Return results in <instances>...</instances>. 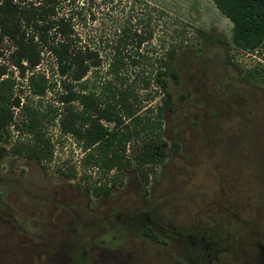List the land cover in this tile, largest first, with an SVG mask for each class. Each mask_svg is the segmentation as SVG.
Listing matches in <instances>:
<instances>
[{
	"label": "rangeland",
	"instance_id": "obj_1",
	"mask_svg": "<svg viewBox=\"0 0 264 264\" xmlns=\"http://www.w3.org/2000/svg\"><path fill=\"white\" fill-rule=\"evenodd\" d=\"M60 2L69 13L83 5L76 28L79 42L102 55L125 26L146 33V42L131 52H144L151 61L176 47L169 59L176 79L165 77L171 107L166 105L161 116L163 155L147 165L146 184L130 168L120 186L93 197L63 171L66 158L76 162L80 156L70 137L54 142L53 160L44 170L0 143V264H75L72 259L92 264L80 251L88 246L87 239H63L68 233L56 234L44 224L56 219L61 230L67 228L75 221L74 210L89 225L109 209L113 216L129 211L134 218L148 207L155 222L145 228L151 241H144L137 252L136 221L112 222L108 232L106 227L108 243L103 251L95 250L96 264H143L141 259L149 257L151 264H186L185 253L192 249H185L171 231L182 233L191 246L213 240L215 248L224 249L209 264H243L246 251L264 248V42L253 50L234 47L232 24L212 0ZM10 33L8 22L0 25V78H10L14 94L23 98L25 82ZM35 69L57 79L46 54ZM138 94L145 99L144 91ZM42 99L53 101L52 92ZM151 100L142 106L165 103L161 93ZM47 133L54 141L57 125L48 126ZM3 206L12 218L2 212ZM63 207L67 210L52 217L54 208ZM100 232L96 225L90 227V234ZM208 246L209 251L213 245Z\"/></svg>",
	"mask_w": 264,
	"mask_h": 264
},
{
	"label": "trees",
	"instance_id": "obj_2",
	"mask_svg": "<svg viewBox=\"0 0 264 264\" xmlns=\"http://www.w3.org/2000/svg\"><path fill=\"white\" fill-rule=\"evenodd\" d=\"M212 2L232 24L234 47L253 50L264 42V0ZM60 3L0 0V25L8 22L11 27L16 66L26 89L21 98L14 94L10 78H0V143L9 153L33 159L45 169L53 160L54 142L70 137L80 156L76 162L66 158L63 171L93 197L120 186L130 168L146 184L147 165L163 155L161 116L166 105L171 107L165 77L176 79L169 62L176 47L151 61L144 52H131L146 42V33L125 26L102 55L79 42L76 28L83 5L69 13ZM43 54L52 59L57 79L35 69ZM48 92L53 101L42 99ZM157 93L166 104L142 106ZM54 125L59 136L52 141L47 127Z\"/></svg>",
	"mask_w": 264,
	"mask_h": 264
},
{
	"label": "flooded vegetation",
	"instance_id": "obj_3",
	"mask_svg": "<svg viewBox=\"0 0 264 264\" xmlns=\"http://www.w3.org/2000/svg\"><path fill=\"white\" fill-rule=\"evenodd\" d=\"M37 164L41 169H43L39 163H37ZM17 182H18L17 179L13 178V183L17 184ZM26 192H29V191H26ZM63 205H66V204L63 203ZM2 208L5 209V211L3 210L2 212L5 213L9 219L13 217V215L11 214L12 212H10L8 210V208H6L5 206H3ZM61 210H67V209H65L63 207V208H57L55 210V208H54L52 212H51V209H49L46 213L51 212L52 217H53L54 215L58 216L60 214ZM112 210L113 209L107 210L108 212L107 211H106L107 213L105 212V214L103 215V218H100L101 216H96L95 219L93 220V223H89V225L81 223V221H82L81 216H80V214H77L78 210L77 211L74 210V213H76V216L74 218L75 221L70 226L68 224L67 228H64L61 230L60 229L61 225L57 222L56 219L55 220L52 219L54 223L50 219V221H48L47 224H44V225H47L48 227H52L54 229V231H56V234H61V232H62V234H63V232L68 233V235L66 234V236L63 235V237H64L63 239H66L68 237H70V238L75 237L77 239H81V238L87 239L89 241L88 246L85 247L84 249H81L80 251L83 254V256H86L87 260H92V264H96L97 259L99 258V256L95 253V250H102L103 246L106 243H108V234L106 233V227H107V232H108V228L109 227L111 228L113 226L112 222H118L119 223L122 221V219H125V220L134 219L136 221L135 224L137 226L136 227V230H137V233H136L137 249H136V251L137 252L141 250V247H142V244L144 243V241H146V240L151 241V235L145 233V231H146L145 228L150 230L152 228L151 224L155 223V222L151 221V207H148L145 210H142L139 217L137 215H134V218H132V217L130 218L129 211L127 212L128 214L120 213L118 215L113 216V213L111 212ZM39 215H43L41 213V210H39ZM137 218H138V220H137ZM39 220H42V218ZM94 225H96V227H98L99 230H101V232L99 234H93V235L90 234V227H93ZM81 228L85 229L83 233L78 232V229H81ZM171 232H173V234H172L173 236L175 235L177 237V240L181 241L184 244L183 246L185 249H188V248L192 249L191 253H188L187 251L185 253L184 260H185L186 264H209L211 262V260H214L216 258L218 253H220L224 250V249L215 248L216 245L213 244L214 243L213 240H210V242H206V245H204V243L202 242L203 244H201L200 247L199 246L196 247V245L191 246L192 243L190 241H187L188 239L182 233H179L176 231H171ZM60 236L55 237V238L58 241H61ZM201 240H203V239H201ZM118 243L120 244L121 242H118ZM208 243H211L213 245L212 247H214V248H212V247L210 248L211 251L210 250L208 251V249H209ZM256 246H258V249L257 250L253 249L254 251L252 252V254H254V256L251 254V249H250V253H248V251H246L245 254H249V255L247 256L248 258L245 256V258H244L245 261L243 262V264H264V248L262 246H259V245H256ZM194 247H196V248H194ZM246 247H247V245H246ZM248 247H250V246L248 245ZM199 250H200V252L198 253ZM203 250H204V252H203ZM205 250H206V252H205ZM225 250H229V248L225 249ZM195 251H196V253H195ZM229 251H230V254L232 252V256L234 257L235 251L234 250H229ZM200 253L203 255H201ZM251 256L253 257L252 259H251ZM142 257H144V256L142 255ZM72 262L75 264H82L81 260L78 261V260L72 259ZM141 263L151 264V257H149L147 259L142 258Z\"/></svg>",
	"mask_w": 264,
	"mask_h": 264
}]
</instances>
